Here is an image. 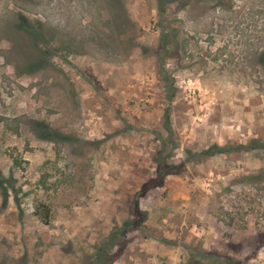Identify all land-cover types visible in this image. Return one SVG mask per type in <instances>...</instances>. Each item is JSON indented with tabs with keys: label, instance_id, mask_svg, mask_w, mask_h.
Instances as JSON below:
<instances>
[{
	"label": "rangeland",
	"instance_id": "1",
	"mask_svg": "<svg viewBox=\"0 0 264 264\" xmlns=\"http://www.w3.org/2000/svg\"><path fill=\"white\" fill-rule=\"evenodd\" d=\"M262 53L264 0H0V264H264Z\"/></svg>",
	"mask_w": 264,
	"mask_h": 264
},
{
	"label": "trees",
	"instance_id": "2",
	"mask_svg": "<svg viewBox=\"0 0 264 264\" xmlns=\"http://www.w3.org/2000/svg\"><path fill=\"white\" fill-rule=\"evenodd\" d=\"M39 36H38V38H39ZM260 59H261V63L264 64V53L261 54ZM44 131H45L44 133H47V134L46 135L41 134L40 137L42 139H53L54 135L52 133L47 132L45 129H44ZM0 185H1V182H0ZM35 215L39 219V221H41L42 224H44V225L50 224L51 208L48 205L43 204V203L39 204L36 207Z\"/></svg>",
	"mask_w": 264,
	"mask_h": 264
}]
</instances>
